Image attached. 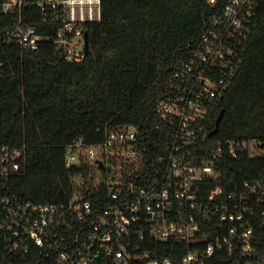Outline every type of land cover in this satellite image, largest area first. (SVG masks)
I'll return each mask as SVG.
<instances>
[{
  "label": "built area",
  "instance_id": "obj_1",
  "mask_svg": "<svg viewBox=\"0 0 264 264\" xmlns=\"http://www.w3.org/2000/svg\"><path fill=\"white\" fill-rule=\"evenodd\" d=\"M257 1L225 3L173 90L158 102L155 116L166 134L174 127L164 144L147 146L129 127L110 131L102 144L68 148L65 167L86 170L74 176L67 203L34 205L10 195V152L0 147V264H176L157 256L164 245L174 256L173 245L189 248L177 264H214L226 254L240 264H264V247L252 240L246 181L225 195L218 187L204 188L217 177L215 161L244 149L262 157L264 145L225 141L210 158L202 152L210 141L203 126L207 106L222 96L237 69ZM0 13L18 16L7 36L21 47H39L46 39L40 27L55 33L56 56L80 63L86 27L100 21L102 7L101 0H0ZM37 14L40 26L26 27ZM260 219L264 224V211Z\"/></svg>",
  "mask_w": 264,
  "mask_h": 264
},
{
  "label": "trees",
  "instance_id": "obj_2",
  "mask_svg": "<svg viewBox=\"0 0 264 264\" xmlns=\"http://www.w3.org/2000/svg\"><path fill=\"white\" fill-rule=\"evenodd\" d=\"M227 1L101 0V19L86 27L88 52L80 63L54 54L55 33L40 29L38 14L24 25L39 27L46 39L31 51L7 36L18 16L0 13V147L10 152L8 193L34 205L67 203L74 176L86 170L65 167L68 148L102 144L110 131L134 127L147 146L164 144L174 127L166 134L155 116L158 102L173 90ZM257 3L237 69L222 96L207 106L204 159L225 141L264 145V0ZM236 154L215 161L217 177L204 188L218 187L225 195L246 181L252 240L263 249L264 156L248 149ZM170 247L162 246L165 252L157 256L177 264L189 251L173 245L174 256ZM213 263L240 261L226 254Z\"/></svg>",
  "mask_w": 264,
  "mask_h": 264
},
{
  "label": "water",
  "instance_id": "obj_3",
  "mask_svg": "<svg viewBox=\"0 0 264 264\" xmlns=\"http://www.w3.org/2000/svg\"><path fill=\"white\" fill-rule=\"evenodd\" d=\"M87 42H88V35L87 33L84 34V45H85V53L87 54L88 52V45H87ZM101 167V163H100V166Z\"/></svg>",
  "mask_w": 264,
  "mask_h": 264
},
{
  "label": "rangeland",
  "instance_id": "obj_4",
  "mask_svg": "<svg viewBox=\"0 0 264 264\" xmlns=\"http://www.w3.org/2000/svg\"><path fill=\"white\" fill-rule=\"evenodd\" d=\"M96 151V150H95Z\"/></svg>",
  "mask_w": 264,
  "mask_h": 264
}]
</instances>
